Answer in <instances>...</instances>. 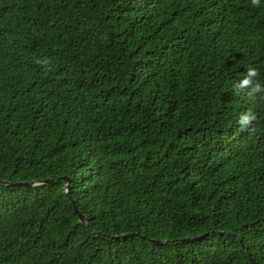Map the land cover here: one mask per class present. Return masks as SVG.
<instances>
[{"label": "trees", "instance_id": "16d2710c", "mask_svg": "<svg viewBox=\"0 0 264 264\" xmlns=\"http://www.w3.org/2000/svg\"><path fill=\"white\" fill-rule=\"evenodd\" d=\"M248 65L264 0H0V264H264Z\"/></svg>", "mask_w": 264, "mask_h": 264}, {"label": "clouds", "instance_id": "9594fccd", "mask_svg": "<svg viewBox=\"0 0 264 264\" xmlns=\"http://www.w3.org/2000/svg\"><path fill=\"white\" fill-rule=\"evenodd\" d=\"M253 6H260V0H251ZM260 70L254 65H248L243 78L234 85L237 96L244 95L250 103L264 101V82L260 80ZM257 119L254 112H245L239 116L238 124L241 129H249Z\"/></svg>", "mask_w": 264, "mask_h": 264}, {"label": "water", "instance_id": "95a60500", "mask_svg": "<svg viewBox=\"0 0 264 264\" xmlns=\"http://www.w3.org/2000/svg\"><path fill=\"white\" fill-rule=\"evenodd\" d=\"M65 178L67 179V183L66 185L64 186V191L65 192H68L69 188H70V177L68 176H65ZM46 180H48L47 178H42V179H24V180H19V181H16V182H12V181H7V183H15V184H23V185H37L39 183H43L45 182ZM74 211L75 213L78 214V217H79V220L88 227V229L90 231H94L90 225H89V222H88V217L86 216V214H84L78 207L77 205H74ZM207 232V231H206ZM206 232H203V233H199V234H195V235H189V236H185L183 237V239H190V238H195V237H199V236H202L204 235ZM124 236L127 235L126 233L123 234ZM151 240L153 242H157V243H160L162 241H166V239H158V238H151Z\"/></svg>", "mask_w": 264, "mask_h": 264}]
</instances>
